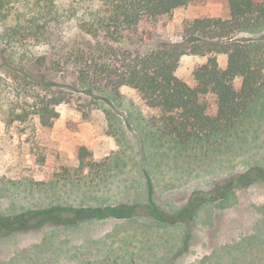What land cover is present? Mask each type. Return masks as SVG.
Masks as SVG:
<instances>
[{
    "label": "rangeland",
    "instance_id": "1",
    "mask_svg": "<svg viewBox=\"0 0 264 264\" xmlns=\"http://www.w3.org/2000/svg\"><path fill=\"white\" fill-rule=\"evenodd\" d=\"M24 2L20 13L45 8L44 0ZM228 15L227 0H196L161 23L146 45L182 42L185 23ZM237 37L264 39V27ZM34 51L46 54L45 47ZM203 60L183 56L177 74L190 81ZM101 97L100 109L88 118L75 105L63 104L49 130L28 122L8 130L0 116V215L58 205L122 204L147 205L149 213L1 236L0 264H249L250 256L254 264H264L263 182L203 204L190 224L169 220L179 213L186 216L182 211L196 190L209 191L252 168H264V110L232 135L183 149L152 139L144 119L149 111L132 88L123 86L117 97L110 92ZM80 144L96 160L108 162L99 177H72ZM43 171L46 184H40Z\"/></svg>",
    "mask_w": 264,
    "mask_h": 264
},
{
    "label": "trees",
    "instance_id": "2",
    "mask_svg": "<svg viewBox=\"0 0 264 264\" xmlns=\"http://www.w3.org/2000/svg\"><path fill=\"white\" fill-rule=\"evenodd\" d=\"M44 1L45 13H20L24 0H0V116L8 130L27 122L49 130L63 104L75 105L88 118L100 109L103 93L117 97L123 86L135 90L148 109L144 119L152 139L183 149L232 135L264 110V39L237 37L264 27V0H227L228 17L196 18L182 26V42L161 41L153 48L146 43L158 35L159 25L196 0ZM37 46L46 54L38 55ZM186 55L204 58L190 81L177 74ZM75 156L76 180L97 178L108 167L86 145H78ZM40 173L45 175L40 184H46V173ZM257 182L264 183V168L196 190L182 211L186 216L169 220L190 224L203 204ZM149 210L142 204L31 209L0 215V237Z\"/></svg>",
    "mask_w": 264,
    "mask_h": 264
}]
</instances>
